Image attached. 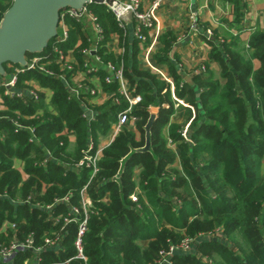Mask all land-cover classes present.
Here are the masks:
<instances>
[{"label":"trees","instance_id":"1","mask_svg":"<svg viewBox=\"0 0 264 264\" xmlns=\"http://www.w3.org/2000/svg\"><path fill=\"white\" fill-rule=\"evenodd\" d=\"M230 1L239 21L242 4ZM11 2L0 0V19ZM89 6L103 28L104 40L112 32L121 33L103 4ZM71 25L77 26L73 21ZM71 29L60 45L64 50L73 45ZM221 38L215 34L208 40L218 76L205 69L189 82L166 57L174 36L168 32L161 38L163 47L155 59L168 66L173 89L164 78L138 68L134 45L131 53L125 52L124 75L141 95L132 109L139 120L134 131L124 127L101 150L94 174L91 165L75 164L83 158L89 139L90 153L96 150L99 137L107 135L117 111L128 103L115 106L107 101L96 107L95 119L88 124L60 80L36 70L19 75L18 84L34 77L52 95L49 105L43 94L37 103L1 98L0 228L6 221L14 226L0 230V244L31 239V246L18 250L10 260L0 258V264H32L35 257L37 264H154L162 258L161 252L183 238L197 239L195 250L200 256L175 250L166 256L167 264H264V31L253 32L248 47ZM53 40L43 54L50 51ZM98 53L104 60L120 61L104 48ZM104 87L116 89L114 84ZM149 106L157 107V113L150 127V147L142 150ZM177 107L185 109L181 124L169 122ZM40 109L42 115L36 116ZM16 114L23 125L34 127L37 141L30 142L28 129H16L9 121ZM188 122L185 139L181 130ZM64 129L74 133L72 143ZM15 158L24 160L25 176L15 168ZM84 186L91 206L82 236L84 258H79L75 238L83 218ZM137 186L141 193L133 200ZM175 197L180 200L176 208ZM71 207L79 213L71 214ZM215 229L231 238L236 250L218 239L202 238ZM55 236L61 238L59 244L47 246L45 239Z\"/></svg>","mask_w":264,"mask_h":264},{"label":"built area","instance_id":"2","mask_svg":"<svg viewBox=\"0 0 264 264\" xmlns=\"http://www.w3.org/2000/svg\"><path fill=\"white\" fill-rule=\"evenodd\" d=\"M165 0H152V2L145 8H141L140 0H103V4L106 9L113 15L118 28L124 29L129 22H134V37L142 42H146V36L144 30L152 29L155 25L156 17L155 12L161 6ZM71 21L75 23L89 22L94 30V40L86 34L85 26L82 29V40L83 45L72 46L67 50L60 47L61 43L66 42L69 36V29ZM194 27V26H193ZM192 27V28H193ZM214 36L213 30L207 28L205 31V38L211 39ZM53 42L50 45V51L46 54L43 52L40 54H31L26 58V64L24 67L19 65L8 64L12 67L10 73H7L6 77L0 76V90L2 95L0 97V106L2 107V97L9 99H18L22 103L26 104L28 101L37 103L41 100V94H43L44 100L49 104L47 100L46 88L42 87L39 81L32 77L23 81V86H18V77L26 70H36L41 72L48 77L56 78L62 82L67 92L68 99H74L78 102L82 109L81 117L87 122L94 120L95 112L93 106L95 103L111 102L118 106L122 101H126L128 104L126 108L117 111L116 118L112 122L113 133L116 135L122 131V129L130 122H137L138 117L132 115V109L141 101V95L133 93L123 71V62L115 64L111 60H104L98 53L99 48L103 45V30L97 22L96 15L91 9L89 4L82 7L80 11H76L71 8H64L60 12L58 22V32L53 38ZM219 41L222 38L218 37ZM102 42V43H101ZM153 42L148 46L147 52L152 49ZM248 47V44H246ZM145 61L148 66L159 72L160 75L167 79L155 66H152L148 55L145 56ZM204 67L201 66L198 72H203ZM114 84L116 89L110 91L105 89L104 85ZM177 103H181L175 98ZM177 105V104H176ZM53 112V110H51ZM41 116L43 110L36 112ZM24 118L29 119V116L23 115ZM20 116L9 117V121L15 126L16 129L25 127L28 129L30 136L29 141H37L33 126L23 125L19 121ZM67 135V131L64 129L63 132ZM181 134L185 138V129L182 130ZM92 141L88 142L87 148L85 149L84 156L82 159L75 164V167L85 164L86 166L91 165L93 167L92 174L97 171L95 165L96 160L100 157L101 151L96 149L93 153ZM116 177V175H115ZM140 190L136 188L134 194L131 195L133 200H136ZM91 206V200L86 193V186L81 189V200L80 208L82 209L83 218L78 224L77 234L75 238V247L77 249V257L84 258L82 253V236L86 230V223L88 218V209ZM71 214L79 213L77 207H71ZM68 213V214H70ZM71 218H65L69 221ZM7 222V221H6ZM10 228L14 226L13 223L8 222ZM0 230H2L0 228ZM5 230V229H4ZM60 237L55 236L54 238H46L45 243L47 246L53 247L60 242ZM195 238H184L177 245H171L169 250L161 252L162 258L156 261L154 264H167L166 256L171 254L175 250L189 251L200 256L194 249L197 240ZM195 241V242H194ZM31 239H27L24 243H19L14 240L9 245L0 244V258L4 260H10V258L20 249L30 247ZM39 248H37L38 250ZM37 257H35L32 264L36 263ZM23 264H27L24 261Z\"/></svg>","mask_w":264,"mask_h":264},{"label":"crops","instance_id":"3","mask_svg":"<svg viewBox=\"0 0 264 264\" xmlns=\"http://www.w3.org/2000/svg\"><path fill=\"white\" fill-rule=\"evenodd\" d=\"M140 1L141 8L147 7L152 2V0ZM239 2L242 4V8L241 17L239 21H237L235 7L230 0H165L155 12L156 21L154 27L144 30L146 36L145 43L138 41L134 37V22L131 21L124 29L119 28L121 33L117 31L112 32L103 43L101 42L103 45L101 48H104L106 53H109L114 58H120V63L123 62V55L125 52L128 51V53H131L134 45V48L137 49V53L134 57L136 58L138 68L150 71L155 73L158 77L163 78L159 72L152 70L146 63L145 56L148 55L151 65L155 66L167 78L164 79L170 82L171 88L173 89V82L169 75L168 66L163 63H157L155 59V54L163 47L161 38L169 32L174 36V40L166 57L176 65V70L183 81L189 82L193 75L192 71L201 66L204 67V71L205 69L211 70L218 76L219 66L210 57L212 43L208 40L212 39L205 38V31L207 28L213 30L214 36L216 34L217 37H223L226 41L235 39V41L239 42L240 46L243 45L245 47L253 32L257 30L264 31V0H239ZM75 24H77L76 28H74L75 25H70V29L72 28L71 31H73L75 37L72 46L77 47L78 45H83L84 40H82L83 38L81 36L84 26L86 34L94 40V30L89 22L84 21ZM152 42V49H150V52H147L148 46ZM253 64L256 67L258 62L254 61ZM127 82L129 84L128 80ZM131 90L135 93L134 87L133 89L131 88ZM46 93L47 100L50 101L52 91L46 88ZM45 101L46 100H44V102ZM105 103L106 102L95 103L93 106L95 114L96 107ZM183 103L185 106V102ZM148 111L149 113H157V107L149 106ZM184 120L185 109L177 107L171 115L169 122L181 124ZM92 121L86 122L90 124ZM112 122L107 135L99 137L96 149L101 151L108 146L111 140L117 135L113 133L111 127ZM135 123L134 121H130L125 127L134 131ZM164 133L167 135V130H165ZM137 135H139L138 132ZM66 136L71 143L74 141V133L72 131H67ZM173 150L178 153L174 146ZM24 164V160L19 158L14 159L15 168H17L23 176H25L23 171ZM7 227H9L8 222H4L1 229L4 230ZM143 244H146V242H143Z\"/></svg>","mask_w":264,"mask_h":264},{"label":"water","instance_id":"4","mask_svg":"<svg viewBox=\"0 0 264 264\" xmlns=\"http://www.w3.org/2000/svg\"><path fill=\"white\" fill-rule=\"evenodd\" d=\"M103 0H12L0 19V76L6 77L5 64L24 67L28 54H40L58 32L60 12L64 8L80 11ZM156 117L151 112L144 126L145 144L150 147V127Z\"/></svg>","mask_w":264,"mask_h":264},{"label":"rangeland","instance_id":"5","mask_svg":"<svg viewBox=\"0 0 264 264\" xmlns=\"http://www.w3.org/2000/svg\"><path fill=\"white\" fill-rule=\"evenodd\" d=\"M7 68L9 69V73L11 72V70H12V67H10L9 65H7ZM6 68V69H7ZM198 69L199 68H196L195 70H193L192 71V74L193 75H196V74H199V72H198ZM201 73V72H200ZM192 75V76H193ZM222 81V80H221ZM23 81L21 82V84H18V86H23ZM0 95H2V91L0 90ZM47 104V103H46ZM48 105V104H47ZM185 106H187V104L185 103ZM193 115H194V113H193ZM188 128H189V122L188 123H186L184 126H183V128H182V130H184L185 129V139L187 138V131H188ZM181 130V131H182ZM137 188H138V186H137ZM172 201H173V206H174V208H176V207H178L179 205H180V200L179 199H177L176 197L175 198H173L172 199ZM208 236V238H213V239H218L221 243H223L224 245H226V246H228L231 250H236V247H235V244L233 243V240L231 239V238H229L228 236H226V235H223L221 232H220V230L219 229H215L214 230V232H212V233H208V235H203L202 236V238H205V237H207ZM235 236H238V234H236ZM239 238V237H238ZM182 240H184V238L182 239ZM181 240V241H182ZM194 240H197L196 238L194 239ZM195 242V241H194ZM194 249H195V247H194ZM216 259L217 260H221L220 259V257L219 256H217L216 255ZM207 260V259H206ZM212 259H211V257L210 258H208V262H210Z\"/></svg>","mask_w":264,"mask_h":264}]
</instances>
